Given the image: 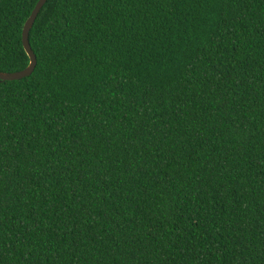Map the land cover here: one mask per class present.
I'll return each instance as SVG.
<instances>
[{
  "label": "trees",
  "instance_id": "1",
  "mask_svg": "<svg viewBox=\"0 0 264 264\" xmlns=\"http://www.w3.org/2000/svg\"><path fill=\"white\" fill-rule=\"evenodd\" d=\"M39 0H0V71ZM0 82V264H264V0H48Z\"/></svg>",
  "mask_w": 264,
  "mask_h": 264
},
{
  "label": "water",
  "instance_id": "2",
  "mask_svg": "<svg viewBox=\"0 0 264 264\" xmlns=\"http://www.w3.org/2000/svg\"><path fill=\"white\" fill-rule=\"evenodd\" d=\"M48 0H39L36 7L34 8L31 16L28 18L25 26H24V30H23V44H24V48L30 58V63L28 65V67H26L25 69L21 70V71H15V72H2L0 71V82L2 81H12V80H19V79H23L25 77L30 76L38 63L37 60V55L35 53V51L32 48L31 42H30V31L41 11V9L43 8V6L46 4Z\"/></svg>",
  "mask_w": 264,
  "mask_h": 264
}]
</instances>
